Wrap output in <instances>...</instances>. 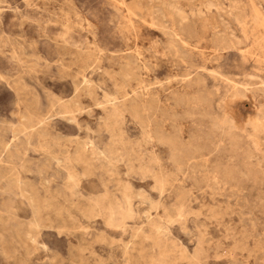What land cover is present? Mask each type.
I'll use <instances>...</instances> for the list:
<instances>
[{"label": "rangeland", "instance_id": "1", "mask_svg": "<svg viewBox=\"0 0 264 264\" xmlns=\"http://www.w3.org/2000/svg\"><path fill=\"white\" fill-rule=\"evenodd\" d=\"M0 264H264V0H0Z\"/></svg>", "mask_w": 264, "mask_h": 264}, {"label": "bare ground", "instance_id": "2", "mask_svg": "<svg viewBox=\"0 0 264 264\" xmlns=\"http://www.w3.org/2000/svg\"><path fill=\"white\" fill-rule=\"evenodd\" d=\"M154 2V1H153ZM210 2V1H209ZM175 4V3H174ZM234 4V3H233ZM217 6V5H216ZM214 7V6H213ZM208 8V7H207ZM163 9V8H162ZM166 9V8H165ZM179 13V12H178ZM198 14H199V12H198ZM202 14V13H201ZM202 18V17H201ZM204 18V17H203ZM184 19V18H183ZM196 22V21H195ZM179 23V22H178ZM181 23V22H180ZM187 25V24H186ZM191 25V24H190ZM167 27V26H166ZM188 30V29H187ZM166 32V31H165ZM168 33V32H167ZM231 34V33H230ZM193 35V34H192ZM224 36V35H223ZM193 37V36H192ZM228 37V36H227ZM174 39V38H173ZM185 39H186V37H185ZM213 39V38H212ZM240 41V40H239ZM177 46V45H176ZM166 48V47H165ZM177 49V48H176ZM177 51V50H176ZM131 63H132V61H131ZM134 64V63H133ZM139 66V65H138ZM136 68H138V67H136ZM201 68H203V67H201ZM214 72V71H213ZM124 76V75H123ZM234 92V91H233ZM235 93V92H234ZM21 116V115H20ZM22 117V116H21ZM22 118H24V116L22 117ZM250 123V122H249ZM259 123H261V122H259ZM251 124H253V123H251ZM256 124H258V123H256ZM261 125V124H260ZM257 126V125H256ZM255 127V126H254ZM253 127V129H255ZM258 127V126H257ZM217 128V127H216ZM259 128V127H258ZM32 131V130H31ZM254 157V156H253ZM257 159V158H256ZM216 170V169H215ZM8 220V219H7ZM2 229V228H1ZM19 237V236H18ZM21 240V239H20Z\"/></svg>", "mask_w": 264, "mask_h": 264}]
</instances>
